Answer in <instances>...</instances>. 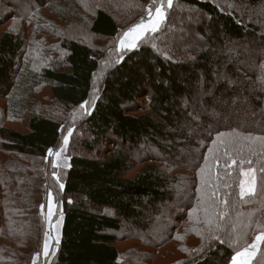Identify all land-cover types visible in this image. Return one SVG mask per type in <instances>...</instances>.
Here are the masks:
<instances>
[{
  "label": "trees",
  "instance_id": "trees-1",
  "mask_svg": "<svg viewBox=\"0 0 264 264\" xmlns=\"http://www.w3.org/2000/svg\"><path fill=\"white\" fill-rule=\"evenodd\" d=\"M155 1L0 0V264H39L48 192L50 264H232L264 237V0H172L118 50Z\"/></svg>",
  "mask_w": 264,
  "mask_h": 264
},
{
  "label": "rangeland",
  "instance_id": "rangeland-1",
  "mask_svg": "<svg viewBox=\"0 0 264 264\" xmlns=\"http://www.w3.org/2000/svg\"><path fill=\"white\" fill-rule=\"evenodd\" d=\"M172 4V0H156L153 5L148 6L146 9L145 13V19L137 24H134L122 32L120 38L117 41L116 47L118 50L122 51H128L135 49L137 46L138 42L146 35V34H151L154 33L155 31L158 30L160 25L163 22L164 19V12L163 9L164 7H170ZM160 9L161 15L158 17L156 9ZM144 24L148 25V29L144 31L143 35L139 37V39H136L134 41L135 46H130L133 41L131 38L125 40V34L129 33L130 30L133 28H137L139 25ZM155 24L156 30L152 31L151 26ZM121 41H125L124 45L121 46ZM105 44V42H103ZM49 93V88L45 87L42 88V90L39 92L37 95L38 98L42 99L46 97ZM25 121L22 123L16 125V128L18 130H23L25 129ZM67 143H68V137L65 138L64 144L59 148L57 151L53 152L50 154V157L52 158V163L53 167L56 170H59L61 173H64V171L68 168L69 162L66 157V150H67ZM254 185V174L252 171H247L243 174V180L241 184V192L242 194H248L252 191ZM43 215H44V223H45V232H44V237H43V242L41 245V250H40V255L38 258V263L39 264H50L53 255L56 250V245L59 242L60 238V230H61V224H62V215L58 210V206L54 202L50 192L47 193V198H46V203L45 207L43 209ZM257 237H262V235H257ZM257 237L255 239V243L259 244L260 241H257ZM257 244H250L248 247L245 249L241 250L240 252H251L253 251V245L257 246ZM238 252V253H240ZM237 256V254H236ZM246 256V255H245ZM243 258V257H240ZM239 258V259H240ZM245 264H249V261H243Z\"/></svg>",
  "mask_w": 264,
  "mask_h": 264
},
{
  "label": "snow or ice",
  "instance_id": "snow-or-ice-1",
  "mask_svg": "<svg viewBox=\"0 0 264 264\" xmlns=\"http://www.w3.org/2000/svg\"><path fill=\"white\" fill-rule=\"evenodd\" d=\"M169 2H170V0H169ZM156 12H157V16L159 17L161 15L160 9L159 8L156 9ZM147 29H148V25L141 24L137 28H133L132 30H130L129 33H126L125 34V40L131 38L133 43L130 46H135L134 41L136 39H139V37L141 35H143L144 31ZM151 30L152 31L156 30L155 24H153L151 26ZM124 43H125V41H121V46H123ZM261 239H264V237H257V241H260ZM253 247H255V245H253ZM246 254H247V251L237 253V256L233 258V264H245V262L241 261L239 258L245 256Z\"/></svg>",
  "mask_w": 264,
  "mask_h": 264
},
{
  "label": "crops",
  "instance_id": "crops-1",
  "mask_svg": "<svg viewBox=\"0 0 264 264\" xmlns=\"http://www.w3.org/2000/svg\"><path fill=\"white\" fill-rule=\"evenodd\" d=\"M256 239V238H255ZM261 241V240H260ZM254 242V244H257V243H255V240L253 241ZM252 242V243H253ZM251 243V244H252ZM259 244H260V242H259ZM259 244H257V246H255L254 248H253V251H251V252H248L247 254H246V256H243V258H240V260L241 261H251V259L253 258V256L256 254V252H257V250H258V247H259ZM235 257H236V255H235ZM250 263V262H249ZM232 264H233V262H232Z\"/></svg>",
  "mask_w": 264,
  "mask_h": 264
}]
</instances>
